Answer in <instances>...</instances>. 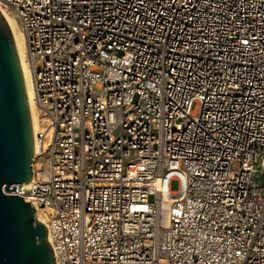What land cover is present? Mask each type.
Listing matches in <instances>:
<instances>
[{
	"label": "built area",
	"instance_id": "obj_1",
	"mask_svg": "<svg viewBox=\"0 0 264 264\" xmlns=\"http://www.w3.org/2000/svg\"><path fill=\"white\" fill-rule=\"evenodd\" d=\"M1 8L39 113L9 193L42 212L55 264H264V0Z\"/></svg>",
	"mask_w": 264,
	"mask_h": 264
},
{
	"label": "water",
	"instance_id": "obj_2",
	"mask_svg": "<svg viewBox=\"0 0 264 264\" xmlns=\"http://www.w3.org/2000/svg\"><path fill=\"white\" fill-rule=\"evenodd\" d=\"M35 130L20 57L0 10V264H55L45 224L16 192L33 178Z\"/></svg>",
	"mask_w": 264,
	"mask_h": 264
},
{
	"label": "bare ground",
	"instance_id": "obj_3",
	"mask_svg": "<svg viewBox=\"0 0 264 264\" xmlns=\"http://www.w3.org/2000/svg\"><path fill=\"white\" fill-rule=\"evenodd\" d=\"M1 13L6 19L7 23L9 24L14 36V40L20 57L24 80L27 88L33 126L36 129L38 125V107L35 101L33 70L30 62L27 59V50H26L24 34L20 29L17 19L14 17L12 13H10L7 9L4 8H1ZM36 214L40 221L46 222V219L42 217V212L39 209L37 210Z\"/></svg>",
	"mask_w": 264,
	"mask_h": 264
},
{
	"label": "rangeland",
	"instance_id": "obj_4",
	"mask_svg": "<svg viewBox=\"0 0 264 264\" xmlns=\"http://www.w3.org/2000/svg\"><path fill=\"white\" fill-rule=\"evenodd\" d=\"M12 14L15 16L14 13H12ZM15 18H16L17 21L19 22V18L16 17V16H15ZM194 111H197V107H194ZM38 114H39V113H38ZM38 117H39V116H38ZM38 121H39V120H38ZM178 188H179V184H178V182H176V181H172V182L170 183V190H172V191H177Z\"/></svg>",
	"mask_w": 264,
	"mask_h": 264
}]
</instances>
